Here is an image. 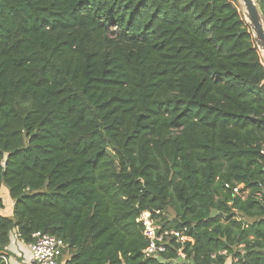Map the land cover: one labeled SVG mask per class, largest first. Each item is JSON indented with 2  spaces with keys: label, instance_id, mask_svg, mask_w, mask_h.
<instances>
[{
  "label": "trees",
  "instance_id": "16d2710c",
  "mask_svg": "<svg viewBox=\"0 0 264 264\" xmlns=\"http://www.w3.org/2000/svg\"><path fill=\"white\" fill-rule=\"evenodd\" d=\"M4 186L0 255L18 231L63 239L61 264H264V57L240 1L0 0V209ZM144 212L194 243L146 257Z\"/></svg>",
  "mask_w": 264,
  "mask_h": 264
},
{
  "label": "built area",
  "instance_id": "2783aa9c",
  "mask_svg": "<svg viewBox=\"0 0 264 264\" xmlns=\"http://www.w3.org/2000/svg\"><path fill=\"white\" fill-rule=\"evenodd\" d=\"M226 188H230L226 185ZM234 193L245 197L248 191L243 190V186H237L234 189ZM243 190V191H242ZM137 222L141 223L144 228V235L149 240V245L144 250L146 257H159L160 254L167 251V239L174 237L178 243L185 244L187 242L194 243V240L188 236L184 230H163L162 226L154 219L149 212H144L137 219ZM16 236L19 240H22L21 234L17 231ZM31 257L26 264H61V258L63 251L67 245L63 239L42 232H36L33 234V242L27 244ZM240 248H243L242 246ZM179 259L173 261L172 264H179L187 262L186 255L180 250ZM217 255L226 256L229 255L227 250L218 252V254H212V258H216ZM0 258L8 264V257L6 255H0ZM181 261V262H180ZM233 264H247L240 261L238 257L233 258Z\"/></svg>",
  "mask_w": 264,
  "mask_h": 264
},
{
  "label": "water",
  "instance_id": "95a60500",
  "mask_svg": "<svg viewBox=\"0 0 264 264\" xmlns=\"http://www.w3.org/2000/svg\"><path fill=\"white\" fill-rule=\"evenodd\" d=\"M247 24L252 29L255 41L261 53L264 52V17L258 7L257 0H239ZM218 212L214 210L210 219L216 217Z\"/></svg>",
  "mask_w": 264,
  "mask_h": 264
},
{
  "label": "crops",
  "instance_id": "0c3cea01",
  "mask_svg": "<svg viewBox=\"0 0 264 264\" xmlns=\"http://www.w3.org/2000/svg\"><path fill=\"white\" fill-rule=\"evenodd\" d=\"M10 204V210L12 214L14 202L11 201ZM6 252V255L8 257V264H26L31 257L28 245L24 241L19 240L17 237H15L10 246L7 247Z\"/></svg>",
  "mask_w": 264,
  "mask_h": 264
},
{
  "label": "rangeland",
  "instance_id": "374dc122",
  "mask_svg": "<svg viewBox=\"0 0 264 264\" xmlns=\"http://www.w3.org/2000/svg\"><path fill=\"white\" fill-rule=\"evenodd\" d=\"M260 9V8H259ZM260 11H261V9H260ZM261 13H262V11H261ZM262 15H263V13H262ZM263 17H264V15H263ZM2 197L4 198V202H5V208L4 209H0V213L1 214H3V215H5V216H12L13 215V208H12V214H11V201H12V199H11V197H10V195H9V190H8V188L6 187V186H4L3 188H2ZM169 215H173V212L172 211H170L169 212ZM158 222V221H157ZM16 233L17 232H15V234L12 236V241H13V239L15 238V237H17L16 236ZM9 255V254H8ZM11 256V255H10ZM181 262V261H180Z\"/></svg>",
  "mask_w": 264,
  "mask_h": 264
},
{
  "label": "bare ground",
  "instance_id": "6f19581e",
  "mask_svg": "<svg viewBox=\"0 0 264 264\" xmlns=\"http://www.w3.org/2000/svg\"><path fill=\"white\" fill-rule=\"evenodd\" d=\"M263 57H264V52L262 53Z\"/></svg>",
  "mask_w": 264,
  "mask_h": 264
}]
</instances>
